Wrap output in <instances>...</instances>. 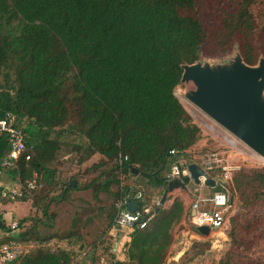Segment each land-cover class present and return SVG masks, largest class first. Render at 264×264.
<instances>
[{
  "label": "trees",
  "instance_id": "1",
  "mask_svg": "<svg viewBox=\"0 0 264 264\" xmlns=\"http://www.w3.org/2000/svg\"><path fill=\"white\" fill-rule=\"evenodd\" d=\"M235 43L244 63L256 65L264 0H0V119L11 114L24 124L29 157L5 171L21 185L36 172L42 183L19 199L30 201L31 213L18 220L15 241L55 242L9 264H80L97 218L105 216L107 232L119 229L113 219L120 174L135 177L124 191L141 192L139 206L159 194L164 201L144 229L126 235L124 261L113 254L114 245L103 249L108 258L97 253L94 238L91 264H164L186 212L177 199L165 206L171 193L166 175L200 140V128L175 95L181 66L206 51L228 52ZM8 150L0 134V162ZM94 156L96 163L81 168ZM67 157L80 169L60 184ZM232 184L240 211L221 264H264V230L257 233L264 225V167L237 171ZM75 191L91 192L93 205L76 212L65 230H52V205ZM103 194L112 202L102 203ZM0 231H11L1 215ZM9 242L1 238L0 247ZM195 244L199 254L210 247Z\"/></svg>",
  "mask_w": 264,
  "mask_h": 264
},
{
  "label": "rangeland",
  "instance_id": "2",
  "mask_svg": "<svg viewBox=\"0 0 264 264\" xmlns=\"http://www.w3.org/2000/svg\"><path fill=\"white\" fill-rule=\"evenodd\" d=\"M261 54L259 59H264V43L261 44ZM239 52L238 44H234L232 49L225 53L220 54H210L206 51L205 55L201 56L200 60L207 63H224L228 61V59L232 58L236 52ZM240 53V52H239ZM185 87L183 85H179L175 90V95L187 111V113L191 116L192 121L200 128V140L188 151V155L186 158L188 160H196L198 157L202 156L205 153L210 151H222L224 149V138L230 135L227 131L217 125L214 121H212L209 117H207L204 113L195 108L192 104H190L184 97ZM232 136V135H230ZM235 140L234 144L238 147L243 148V152H249L248 155H253L254 153L242 144L239 140L232 136ZM253 153V154H252ZM233 157V156H232ZM254 158V157H253ZM246 159V160H244ZM262 159V158H261ZM249 159L247 157H243L240 163V170L251 172L253 170H258L264 167V159ZM94 161V159L90 160ZM89 163V162H88ZM80 169L77 167L76 162L73 157H67L64 165L62 166L61 171L63 175H61L59 183H65L71 175L77 172ZM234 177V176H233ZM134 180L132 177H126L123 182L126 184H131ZM233 178L231 183H229V194L231 196V200L233 201V207L228 214V220L226 224V229L222 231H217L213 234L204 236L199 235L195 232V229L190 224V207L191 201L194 200V196L192 195L191 189L194 187V184L189 183V188H177L172 191L167 196V200L165 202V206L168 207L175 200H180L184 204L185 215L182 221L175 226L173 231V243L170 246L166 260L164 264H221L222 261L226 259L227 254L230 252V239L228 237V232L231 229V221L232 219L238 215L240 209L239 198L237 192H235L233 187ZM116 188L113 187V191ZM221 186L217 185L213 190H209V194H213L214 192L220 191ZM201 195H208L206 190L201 192ZM157 197L162 199V196L156 195ZM102 203L109 204L112 202L113 198L111 195L103 194L101 196ZM9 201H13L9 199ZM93 199L91 192L89 191H75L70 197L69 201L61 202L52 205L51 211L55 212L56 218L53 223L52 230L63 231L70 225L72 218L74 217L76 212H80L84 206H92ZM92 204V205H91ZM101 211H105V206L99 207ZM264 212V211H263ZM36 215V217H35ZM40 213L37 211L34 213V217L37 219ZM43 221L45 219H42ZM18 227V221H16ZM264 223V222H263ZM107 220L105 216L97 218L94 223L91 225L89 231V235L87 238V247L85 250H89V253H92L91 242L92 239L98 238V242L96 243L97 253L105 254V257L108 258V255L103 251L104 248H109L116 243L120 244L123 241L124 230L117 229L115 233L107 232ZM31 225V222L28 221L24 224V227H28ZM40 229L47 230V228L43 227L41 224H38ZM257 230V233L264 230V225H261ZM22 230L18 228V231ZM188 232V233H187ZM85 233V231H84ZM122 234V235H121ZM121 235V236H120ZM196 242H208L210 244L209 249L204 251V254H199L201 249L198 247ZM93 247V246H92ZM264 248V241L261 245ZM182 251L181 257L178 258L177 251ZM91 255V254H89ZM91 257V256H90ZM90 257L88 256V260L90 261Z\"/></svg>",
  "mask_w": 264,
  "mask_h": 264
},
{
  "label": "built area",
  "instance_id": "3",
  "mask_svg": "<svg viewBox=\"0 0 264 264\" xmlns=\"http://www.w3.org/2000/svg\"><path fill=\"white\" fill-rule=\"evenodd\" d=\"M23 129L24 124L18 123L14 115L6 114L4 118L0 119V134L6 136L9 145L8 152L0 162V175L5 170L14 168L18 159L25 156L26 145ZM233 141L235 140L232 136L228 135V137L224 138V149L222 151H210L193 161L181 157L171 162L170 171L166 175L167 184L175 181L182 182L184 177H190L187 169V165L190 163H196L205 174L209 175L215 181L213 187L206 186L204 185L205 179L201 176L199 177L200 184L194 185L191 189L194 200L190 207V224L197 233V228L199 227L208 228L209 235L226 229L227 216L233 207V201L229 194V183H231L234 174L241 168L239 161L243 157H247L248 159L251 157L252 160L256 159L257 161L261 159L255 153L248 155L249 152H243V148L236 146ZM171 154H175V152L172 151ZM24 158L25 160H29L28 156ZM122 160L119 157L117 162L121 165ZM127 176L135 178L131 175L120 174L121 195L114 204L116 212L113 225L120 230L132 232L134 229H144L153 217L155 209H158L163 202L161 198L155 196L149 204L139 206L138 201H143L141 192L132 195L124 191L127 184L123 180ZM217 185L221 186L220 191L214 192L213 194L201 195L202 191L214 189ZM41 188L42 183L39 181V176L34 172L31 179L25 181L24 185L20 184V187L16 190L1 189L0 195L2 198L21 199ZM185 188H189V186L186 185ZM133 201L137 203V209L134 212H129L127 205ZM9 227L11 230L18 229L16 221L10 222ZM198 234L202 235L200 233ZM54 245V241L43 243L37 241L29 243L10 241L0 247V264L14 262L31 249L41 246L53 247Z\"/></svg>",
  "mask_w": 264,
  "mask_h": 264
},
{
  "label": "water",
  "instance_id": "4",
  "mask_svg": "<svg viewBox=\"0 0 264 264\" xmlns=\"http://www.w3.org/2000/svg\"><path fill=\"white\" fill-rule=\"evenodd\" d=\"M181 69L180 84L185 87L183 97L264 159V59L260 58L256 65L249 66L237 51L224 63L198 60L182 65ZM187 169L190 177H184L182 182L169 183L170 192L183 189L189 183L199 185L201 176L205 179L204 185H215V181L196 163L188 164ZM132 171L138 173L135 169ZM136 209L134 201L127 205L129 212ZM157 211L155 209L154 212ZM197 231L204 236L209 235L206 227H199Z\"/></svg>",
  "mask_w": 264,
  "mask_h": 264
},
{
  "label": "crops",
  "instance_id": "5",
  "mask_svg": "<svg viewBox=\"0 0 264 264\" xmlns=\"http://www.w3.org/2000/svg\"><path fill=\"white\" fill-rule=\"evenodd\" d=\"M94 159V161H90L89 163L87 162L86 164H84L83 166H81V168L86 167L92 163H96L98 160V156H94L93 158H91V160ZM20 187V183L18 181V179H12L7 171H4L1 175H0V190L1 189H18ZM176 190V189H174ZM173 190V191H174ZM209 190H213V189H207L206 192L209 194ZM9 199L11 198H2L0 195V215L3 219V221L9 226L10 222L12 221H18L20 219H23L24 217L28 216L31 213V204L30 201L28 200H19V199H11L13 201H9ZM193 200L191 201L192 204ZM190 217V216H189ZM21 230L18 231L17 230H11L9 232H3L0 231V239L1 238H9L10 241H15V238L19 235V232ZM124 237H123V241L120 242V244H118V246L116 245V243L114 244V248H113V254L116 256L117 259L124 261L125 260V254H124V249H123V243L126 242V240L128 239V237L126 236L128 233H130V231L128 230H124ZM188 233V232H187ZM122 235V234H121ZM120 235V236H121ZM89 250H84L83 252L80 253V256L78 258V263L80 264H91V261L88 260V256L90 257L92 253H89ZM182 251H177V256L178 258L181 257ZM102 260V263H104L105 261ZM101 264V263H100Z\"/></svg>",
  "mask_w": 264,
  "mask_h": 264
}]
</instances>
